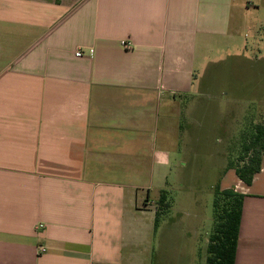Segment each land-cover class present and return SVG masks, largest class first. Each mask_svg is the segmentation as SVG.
<instances>
[{
  "label": "crops",
  "instance_id": "1",
  "mask_svg": "<svg viewBox=\"0 0 264 264\" xmlns=\"http://www.w3.org/2000/svg\"><path fill=\"white\" fill-rule=\"evenodd\" d=\"M257 1L0 0V264H148L150 235L157 264L179 207L201 205L181 180L215 171L208 194L228 175L244 197L234 264H264V156L250 185L226 170L233 128L213 152L223 96L196 73L214 39L261 32ZM259 85L227 96L236 118L264 108Z\"/></svg>",
  "mask_w": 264,
  "mask_h": 264
},
{
  "label": "rangeland",
  "instance_id": "2",
  "mask_svg": "<svg viewBox=\"0 0 264 264\" xmlns=\"http://www.w3.org/2000/svg\"><path fill=\"white\" fill-rule=\"evenodd\" d=\"M255 3L257 10L252 9L251 13L255 12L253 15L259 16L264 22V0ZM260 26H262L261 32L254 37L248 35L247 30H244L241 34H235L234 38L214 39L212 42L213 49L206 52L201 50L196 60V73L198 77L201 75L199 81L201 80L200 83H203V89L210 96L216 97L220 94L223 96V99L212 100L210 117L208 118V122L211 125L210 144L212 151L215 152L220 148L219 141L222 140L220 127L223 126V151L225 136L233 132L227 141L229 145L227 149L231 153L233 160L238 159V153L235 154V151L239 134L245 123L249 121L253 122V124L264 123V108L259 109L258 115L255 112L253 113V111V114H251L252 108H249L244 115H239L236 118L231 109V102L235 100L227 97L236 92L237 86H240V92H246L247 86L250 84L253 85L260 82L259 86L261 87V83L264 81V23ZM244 51L245 53H243ZM254 55H261L262 58L257 60ZM224 93L227 95H223ZM245 94L253 95L251 92ZM234 118L236 120H233ZM232 120L233 123L231 124ZM229 126H231V129L233 128L232 132L229 131ZM192 168L193 164L186 166L187 171ZM199 169L202 170V165L196 163L192 173L194 170ZM215 169H213V172ZM215 175L216 171L212 173L211 179L190 177L181 180L182 187L186 188H183L182 191L190 189L191 191L199 190L201 192V205L197 204L199 210L196 212L193 211L190 203L181 204L179 211L182 210L180 213L183 216L179 218L178 224L172 231L163 233L160 252L158 256L156 255L157 264H204L208 237L213 224V195L208 194L207 185L216 181L214 179ZM231 180H234V178L231 179L228 175L223 178V189L227 186H232ZM173 193L167 192L170 205L173 203ZM154 207L157 210V203L154 204ZM196 216L201 217V221H195ZM150 236L148 264L156 261L155 254L150 249Z\"/></svg>",
  "mask_w": 264,
  "mask_h": 264
},
{
  "label": "trees",
  "instance_id": "3",
  "mask_svg": "<svg viewBox=\"0 0 264 264\" xmlns=\"http://www.w3.org/2000/svg\"><path fill=\"white\" fill-rule=\"evenodd\" d=\"M236 153L238 159L233 160L231 155L226 170H234L240 181L250 185L254 175L260 171L264 156V123H245L238 137ZM212 191L213 224L204 264H234L244 197L232 189H221L218 184ZM168 199L167 192L161 191L155 212L154 231L162 217L170 211Z\"/></svg>",
  "mask_w": 264,
  "mask_h": 264
},
{
  "label": "built area",
  "instance_id": "4",
  "mask_svg": "<svg viewBox=\"0 0 264 264\" xmlns=\"http://www.w3.org/2000/svg\"><path fill=\"white\" fill-rule=\"evenodd\" d=\"M127 45V44H126ZM81 55V53L80 52H77L76 53V56H80ZM43 226L42 225H39V228H42ZM38 252H39V254H43V253H45L46 252V248L45 247H39L38 248Z\"/></svg>",
  "mask_w": 264,
  "mask_h": 264
}]
</instances>
